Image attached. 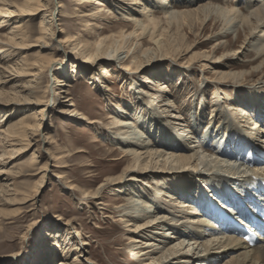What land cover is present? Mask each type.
Listing matches in <instances>:
<instances>
[{
  "label": "rangeland",
  "instance_id": "374dc122",
  "mask_svg": "<svg viewBox=\"0 0 264 264\" xmlns=\"http://www.w3.org/2000/svg\"><path fill=\"white\" fill-rule=\"evenodd\" d=\"M243 2L244 0H242ZM143 3L145 2L143 1ZM242 3L237 0H201L200 2L192 3V5L189 2L181 1L180 4L177 3L175 5L174 10L181 14H178L173 19L169 18L170 15L166 16L162 9H157L153 13L157 19L155 32L158 35L157 39H161L163 47L161 49L156 48L155 43L151 40L150 33L154 31L153 28L147 31V34H140L141 31H139L140 36L144 35L145 37L138 36L139 38L133 39V43L141 42V51L144 52L147 50H159L164 54L161 58L165 59L163 61H155L157 58L153 57V64L145 68L144 72L140 70L135 75H128L127 72L126 76V73L124 74L120 66L115 63L107 67L108 77L103 73L101 67L95 68L96 70L93 72L87 69V66H82L79 74H72L74 62L77 60L82 61L84 57L73 55L71 60L65 58L64 53L72 54L75 53V50L67 47L61 50L55 44L50 46L49 50L41 53L39 48H28L27 50L19 51L21 56L12 58L13 67L16 62L20 63L22 61V57L28 58L30 63L46 62L45 66H47L50 58L57 60V65L53 69L49 70L47 68L44 70L41 82L42 88H47L51 84L56 91L59 88L55 87L58 84L57 82L64 80L62 71L65 68L69 76H71L68 82L69 87L66 88L70 92L69 99L77 105V110L83 115L85 120L73 118L66 113L68 105H71L72 102L63 104V100H60V95L56 92L47 93V99L41 98L43 103L42 106H39L35 97L30 96L29 90L26 91V86H28L26 82L31 79L30 77L24 78L21 76V82L16 86L18 79H16L17 75L14 71L12 72L10 69L7 73L3 72L4 74L0 75V85L2 83L0 93L3 94V96H0V131L6 132L9 126L16 124L24 117H27L26 122L28 124L35 125L33 120L35 116H32V114L40 115V112L46 108L45 118L42 120L44 127L41 130V136H44L48 142L47 147L43 149L41 154L37 152V155L39 154V162L34 167L30 166L29 163L37 149L35 147L33 149L26 148L30 135H28V138H25V136H23L24 138L21 137V143L23 144L21 147L17 146L16 149V146H10L9 138L6 139L5 134L0 132V146L4 144V147L7 148V155L5 148H0V264H58L63 260L65 261V259H67L69 264H72L76 259H78V264H139L136 260L137 254L131 252V236H134V234L130 231L134 229L127 227V224L122 222L119 211L122 206L126 205L125 197L135 196L132 193L137 190L139 192L141 189L146 190L150 186L154 187L155 184L150 179L152 175L145 173L143 174L145 176H141L142 181L138 184L130 181L125 184L113 183L106 186L108 180L116 179L123 175L129 165L128 162L121 164L123 162L119 158L122 156V152L116 147L114 142L110 141L109 132L112 127L109 123L112 121L111 117H113L114 113L118 115L119 111H124L127 119H132L135 123H143L146 122L145 120L149 121V116H145L144 120V117H141L142 113L146 115L148 110L152 109V112L155 110V117H163L162 120L165 122H163L164 125L162 126L169 127V131L174 128L178 134H182L183 126H179L176 122L189 121L188 124L191 123L192 125V130L189 129L191 131L190 134L195 137L206 138L209 132L206 129L208 125L206 118H212L213 108L211 106H213L214 100L219 96L221 102L230 103V98H233V100L237 99L236 91H245V89L234 88L230 82L226 84L216 82L214 80L217 78L216 73L249 74L246 76L247 82L245 84L259 85L257 82L259 72L255 69L260 66L264 58L246 68L237 67L232 69L233 66L242 65L248 60L247 57L254 51L252 44L258 42V36L264 35L260 31L255 32L244 29L240 32L239 29H232L233 21L226 14L224 4L227 7L234 6L239 13L242 10L244 14H248L252 5L248 6L249 1L244 2L246 4ZM131 5L132 3L129 0L123 2L122 7H112V3L109 4L108 9L111 11L108 13L109 17L105 13L106 19L91 24L94 29L93 35L96 36L88 34L85 36V25L79 18L81 13L77 12L75 0H53L50 8L60 20L56 24L58 29L55 28L57 32L64 33L59 36L57 42L60 43L67 36L78 37L82 35L85 36L84 41L94 42L100 38H107L112 35L117 36L120 32L130 33L134 30V24L124 18L123 14L128 13L131 8L133 9L130 10L131 12L140 10L137 5ZM123 6H125V11ZM119 8L121 10H118ZM136 18L144 21L139 15ZM29 20V22L25 23L26 27L28 26L27 32L29 36L27 44H35L40 37L41 18ZM11 29L10 26H6L0 31V38H6L4 36ZM262 44L264 43L262 42ZM203 54L210 56V58L212 57V62L203 60ZM251 56L255 58L256 54ZM145 60L146 58H144ZM214 63L216 64L214 65ZM126 64V66H129V61ZM2 65L4 67L7 66L6 68L10 66L4 61ZM262 71H264V68L260 72ZM92 76H96V80H102V83H97L96 80L91 81L90 77ZM146 78L152 80L154 84H146ZM209 79L214 81H209ZM228 80L230 81L231 79ZM94 82L96 83L92 84ZM136 82L144 85L145 99L143 98L142 100L141 97L138 103L139 106L143 105V110L147 112H142L135 102L134 86ZM163 84L167 86V89L164 90L165 92L161 96L157 89ZM18 85L21 86V89H19L21 93L17 94L14 88L18 87ZM102 87L104 88L102 89ZM232 89L235 90L233 91ZM257 89H259L260 95L264 96V85L257 87ZM202 90H207L205 91L207 93L204 94L205 97H202L201 93H199ZM158 94L161 96V100ZM240 97L242 96L240 95ZM203 98H205L207 109H205L204 124L198 126L195 124V120L196 116H198L197 112H202ZM10 99L14 100L7 104L6 102ZM49 100L50 102L48 103ZM238 100L242 101L241 98H238ZM237 105L239 104L237 103ZM228 108L231 110L236 109L234 106ZM249 115L252 117L256 115L255 119L257 120V112H251ZM137 117H141V119L138 120ZM176 117H182L183 119L178 120L180 118ZM241 125H244V122ZM147 127L146 130L151 129L148 125ZM245 128L247 130L252 129L250 125H245ZM31 132L34 131H29V133ZM151 132L155 134L152 133L155 141L161 143L160 140H165L158 137L161 133L164 135L165 128L156 132L152 129ZM21 133L24 135L23 129H21ZM184 133L189 134L187 132ZM254 137L255 139L257 138L256 136ZM37 140L39 141L40 139L37 138ZM214 140L209 139L206 142L201 140L204 143L199 145L208 144L207 146L210 147ZM2 141L4 142L3 144H1ZM197 141L196 139H191L187 143L192 146ZM262 142L259 141L257 143L264 147ZM215 145L216 143L214 142ZM19 149H21V155ZM170 150L166 151V153H172L173 149ZM47 152H50L56 161L52 168V173H50L38 193L34 196V185L42 176L38 174V170L44 166L50 156ZM200 153H203V150ZM209 155V153L202 154L204 159H211ZM170 158L171 156L169 155L165 157V159H168L169 165L173 160ZM64 165L67 166L64 169L59 170L56 168ZM185 170L184 173L178 175L192 176L194 173L190 167H186ZM61 174L64 180L58 179ZM184 181L187 184L190 183L189 178H184ZM204 182L205 184L197 180L195 183L197 189L195 190L178 189L174 193L181 195L184 191H190L192 192V195L189 193V200L192 198L191 201L202 198L201 205L204 211L202 210L203 213H199L197 217L201 221L205 219L212 222L208 217L216 212L215 206L219 203L218 195L225 197L228 195V190L224 185H218L217 182L211 183L208 180ZM7 183L11 189L18 191L20 194L8 196L7 199L3 198L1 193L2 186L7 185ZM207 184L210 185L208 186ZM72 187H74V190H70ZM97 190L101 192L97 198H84V193ZM12 193H9V195ZM27 195L30 196L29 200L33 198L34 200L24 204V206L23 204L10 206V204L14 203L11 202V199L22 201ZM5 202H8L9 205H6ZM16 209H21V214L16 215L13 212ZM205 213L206 216H209L205 217ZM68 223L69 227L72 226L73 230L71 232L73 234H70L69 237L60 238L59 236L63 237L64 230H68L66 228ZM48 233L49 236H44ZM78 235L80 237L76 239L75 237ZM258 237L259 235H257V239H259ZM222 238L228 239V237L216 234L201 238V241L208 243L214 239ZM147 240L150 239L147 238ZM167 242H171L172 245L179 243L178 240H167ZM67 245L71 250H66ZM188 250L189 248L185 251ZM242 252L245 253L244 251L232 253L242 254ZM232 253L225 256L224 259H220L219 264H227L232 258ZM17 254H20V256L13 257ZM205 264H210V262Z\"/></svg>",
  "mask_w": 264,
  "mask_h": 264
},
{
  "label": "bare ground",
  "instance_id": "6f19581e",
  "mask_svg": "<svg viewBox=\"0 0 264 264\" xmlns=\"http://www.w3.org/2000/svg\"><path fill=\"white\" fill-rule=\"evenodd\" d=\"M51 1L53 0H0V19H2V21H0V31L6 26L12 28L11 31L4 36L6 38H0V75L4 74L3 72L7 73L10 69L12 72L14 71L17 75L16 79H18L16 86L21 82V76L24 78L30 77L31 79L26 82L28 85L26 86V91L29 90L30 96L35 97L39 106H42V99H47V93L51 94V92H56L60 95V100H63V104L68 102L71 103L72 100L69 99L70 92L66 89L69 87L68 82L71 76H69V73L64 68L62 71L64 80L57 82L58 84L55 87L59 88L56 89V91L51 84H49L47 88H42L41 82L44 70L47 68L49 70L53 69L58 61L50 58L47 62V66H45L46 62L30 63L28 58L22 57V61L20 63L16 62L13 67L12 58L14 56H21V52L19 51L35 47L39 48L41 53L49 50V47L55 44L56 47L61 50L66 47L75 50V53L72 54L64 53L65 58L71 60L73 55L84 57V60H77L74 62V70L71 71L72 74H79L82 66H87V69L93 72L101 67L103 73L108 77L107 67L115 63L120 66L124 74L126 73V76L127 72L128 75H135L140 70L144 72L145 68L153 64V57L157 58L155 61H163L165 59L161 58L164 54L159 50H147L144 52L141 51V42L133 43L134 38H139L138 36H140V34H145L153 28L154 31L151 33L149 32L151 34V40L155 43L156 48L161 49L163 47V45H161V39H157L158 35H156L155 32L157 29V19L153 13H155L157 9H162L166 16L170 15L169 18L171 17V19H173L178 14H181L174 11L177 3L180 4L181 1H184L192 4L200 2L201 0H129L130 3H132L131 6L137 5L140 9L139 11L134 10V12H131L130 10H133L131 8L128 13L126 12L123 14L124 18L134 24V30L130 33L120 32L117 36L112 35L107 38H100L94 42H89L88 40L84 41L86 34L93 35L94 29L91 24L103 21L107 16L109 17L108 13L111 12L108 9L109 4L112 3V7H122L123 2H127L128 0H75L77 12L81 13L79 18L85 25V36H67V38L64 40L62 39L60 43H58L57 40L59 36L64 33L57 32L58 28L56 24L59 23L60 20H58L57 16L50 8ZM143 1L145 3H143ZM237 1L242 3V0ZM247 1H249L248 6L252 5L248 14H244L242 10H240L239 13L234 6L227 7V5L224 4L226 7V14L229 15L233 21L232 29H239L240 32L244 29H248L255 32L260 31L264 34V0H244V2ZM59 6L62 7L60 4ZM101 7L103 8L102 10ZM118 10L121 9L119 8ZM123 10H126L125 6H123ZM244 12L247 13L246 11ZM105 13L108 15L105 16ZM138 15L142 17L144 21L136 18ZM38 17L41 18L40 37L36 40L35 44H27L29 36L27 32L28 26L26 27L25 23L29 22V19ZM139 31H141V33ZM257 38L258 42L252 44L254 51L250 54H256V57L253 58V56L250 57L249 55V57H247L248 60L244 64L235 65L232 69H236L237 67L246 68L264 58V44H262V42L264 43V35L261 37L258 36ZM144 58H146L145 61ZM211 58L206 54L202 55V59L206 62H212ZM3 61L7 62L10 66L6 68L7 66L5 65L6 67H4L2 65ZM127 61L130 63L129 66H126ZM215 64L216 63H214V65ZM221 65L219 66L222 67ZM262 68H264V61L255 69L259 72L257 81L259 85L245 84L247 82L246 76L249 74L216 73L217 78L214 79L216 82L221 84L230 82L234 88L245 89V91H236L235 94L238 95L237 99L233 100V98H230V103H226L225 101L221 102L219 96L214 100L213 106H211L214 112H212V118H206L208 124L206 129L209 130L206 138H202L201 136L195 137L193 134H190L191 131L189 129L192 128V125L191 123L188 124L189 121L176 122L179 126H183L182 134H178L174 128L169 131V127L162 126L164 125L163 122H165L162 120L163 117L157 118L154 116L155 110L153 112L152 109L148 110V112L143 110V105H140V107L138 103L141 97L142 100L143 98L145 99V90L142 83H135V102L138 104L136 105L141 108L142 112H147L146 115L142 113L141 117H144L145 120V116H149L148 122L150 123H148L147 120L143 123H135L134 120L127 119V115L124 114V111H119L120 113H118V115L114 113L113 117H111L112 121L109 123L112 127L109 132L110 141L114 142L116 147L122 152V156L119 158V160L123 162L121 164L128 162L129 165L123 175L116 179L108 180L106 186L112 185L113 183L125 184L130 181L138 184L142 181L141 176H145L143 175L145 173L152 175L150 179L155 184L154 187L150 186V188H146V190L141 189L139 192L137 190L135 193H132L135 196L129 198L125 197L124 200H126V205L122 206L120 208L121 210L119 209L122 222L127 224V227L134 229L130 231L134 234V236H131V252L137 254L136 260L139 264H205L209 262L210 264H219L220 259H224L225 256L235 251H244L245 253H232V258L227 264H249L250 262L251 264H264V243L258 246H251L249 242L246 241L248 235L243 230L247 229L245 226H251L250 231H254L256 226L250 217V213H253L260 206H264V147L257 143L263 141L262 143L264 144V96H261L259 89H257V87L264 85V71L260 72ZM241 76L243 77L240 78ZM95 77H90L91 81L96 80ZM228 79L231 80L229 81ZM54 80L56 81V79ZM214 80L209 79V81ZM101 81L100 79L96 80L97 83H102ZM145 83L154 84L149 78H146ZM103 88L104 87H102V89ZM19 89H21V86L18 85V87H15V93H21ZM165 89H167V86L163 84L157 89V92L159 94L161 93L162 96ZM205 91L207 90L199 92L202 97H205L204 94L207 93ZM41 94H43V96H41ZM240 95L242 97H240ZM0 96H3V94L0 93ZM161 96L159 95L160 100ZM238 98H241L242 101H239ZM12 100L14 99H10L6 103L9 104ZM203 100L204 102L201 107L202 112H197L198 116H196L197 118L195 120V124L198 126L204 124L205 109H207L205 98H203ZM162 101L165 102L164 100ZM49 102L50 100L48 103ZM236 102L239 105H237ZM230 106H234L236 109L231 110L228 108ZM77 109V105L72 102L71 105H68L66 113L73 118H82V120H85ZM46 111V108L43 109L40 115L32 112V116H35V118H33L35 125L28 124L26 122L27 117H24L16 124L9 126L6 132L0 131L5 134L6 139L9 138L11 143L10 146H16V149L17 146L21 147L23 144L21 143V137L24 138L23 136H25V138H28V135H30L26 148L33 149L35 147L37 149L32 155L29 163L30 166H37L39 162L38 155L47 147V140H45L44 136H41V130L44 127L42 120L45 118ZM251 112H257V120L255 119L256 115L255 117L249 115ZM141 117H137V119L140 120ZM176 118H180L178 120L183 119L182 117ZM243 122L244 125H241ZM147 125L151 129L146 130L148 128ZM245 125H250L252 129L247 130ZM210 126L212 127L209 128ZM164 128V135L161 133L158 137L164 138L165 140H160L161 143L155 141V138L152 136L153 132L150 133V131L152 129L155 130V132L157 130L161 131L162 129L164 130ZM21 129L25 132L24 135L21 133ZM29 131L34 132L29 133ZM254 136L257 138L255 139ZM37 138L40 140L38 141ZM191 139H196L198 141L196 144L189 146L187 141ZM209 139H215L212 146L209 147L207 146L208 144L204 146L199 145L200 143H204L201 140H205L206 142V140ZM214 142L216 143L215 146ZM3 143L2 141L1 144ZM1 146L0 148H5L4 144ZM6 149L7 148L4 149L5 152L7 151ZM170 149H173L172 153L167 154L166 151H171ZM201 150H203V153H209V158L211 159H204L202 156L203 153H200ZM37 152L39 153L38 155ZM19 153L21 155V149H19ZM47 153L50 154V152ZM166 155L171 156L170 159H173L170 165L168 159H165ZM55 161V158L50 154L44 166L39 168L38 174L42 176L34 185V196L38 193V190L42 187L50 173H52ZM66 167L67 166L64 165L56 168L60 170ZM186 167L193 169V175H178L184 173ZM201 167L202 169H200ZM3 175H5V173H3ZM184 178H189L190 183H185L186 181H184ZM58 179L64 180L62 174ZM197 180L203 184H205L204 181L206 180H208V182L211 181V183L217 182L218 185L222 184L228 190L227 196L221 197L218 195L219 203L215 206V214L210 216L207 215L212 222L205 219L201 221L199 217H197L199 213H203L204 211L201 205L202 198L191 201L192 198L189 200V193L192 195L190 191H181V195L174 193L178 189H197V185L195 186ZM73 188L74 187L70 188V190ZM11 192L13 193L9 195ZM1 193L3 194V198L6 199L8 196H17L20 194L18 191L11 189L8 183L2 186ZM99 194H101L100 190L87 192L83 195L85 199L90 197L94 199L97 198ZM29 197L30 196L27 195L22 201L11 199V202L14 203L12 205L10 204V206H18L21 204L24 206V204H28V202L34 200V198L29 200ZM184 200L186 201L184 202ZM5 204L9 205L8 202H5ZM203 207L206 209L205 206ZM13 212L17 215L21 212V209H16ZM204 216L207 217L206 213ZM66 225L68 229L64 230L66 235L63 233V237L59 236L60 238L69 237L70 234H73L71 232L73 230L72 226L69 227V223ZM206 234L209 236L219 234V236L222 235L226 238L228 237V239H214L208 243H203L201 238L209 237ZM44 236H49V233ZM79 237L80 235L75 238L78 239ZM147 238L150 240H147ZM260 239L264 240V238ZM167 240H178L179 243L172 245V243H168ZM57 247L59 246L57 245ZM187 248H189V250L185 251ZM66 250H71V248H68L67 245ZM18 256H20V254L13 257ZM77 262L78 259L72 264H78ZM58 264L69 263H67V259H65V261L63 260Z\"/></svg>",
  "mask_w": 264,
  "mask_h": 264
}]
</instances>
